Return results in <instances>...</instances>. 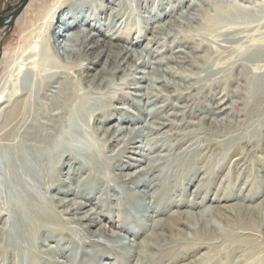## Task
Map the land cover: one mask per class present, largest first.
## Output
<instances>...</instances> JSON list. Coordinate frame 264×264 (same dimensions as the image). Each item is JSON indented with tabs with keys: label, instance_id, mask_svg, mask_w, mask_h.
<instances>
[{
	"label": "rangeland",
	"instance_id": "1",
	"mask_svg": "<svg viewBox=\"0 0 264 264\" xmlns=\"http://www.w3.org/2000/svg\"><path fill=\"white\" fill-rule=\"evenodd\" d=\"M109 1L112 4L108 5L104 11H98V13L95 3L101 5L104 0H69L60 6V12H57L58 5L53 6V0L48 2L28 0L13 19L12 25L0 28V91L3 89V95L5 96H9L12 92L9 86L10 83L15 82L20 77L19 67L22 64V59L19 58L12 62L8 58V63L3 65L1 63L2 55L6 52L7 56L11 57L14 52H17L25 35L24 26L32 24L31 21L34 23L28 28L27 33L33 34L34 32L45 31L42 28L38 29L41 22L33 20L36 15L39 18L46 16L52 18L50 27H53L57 15L58 18L62 17L70 24L75 20L80 21L79 14H75L74 11H81V7H84L82 12L86 15V22L90 26L84 25L83 28L79 26L80 29L90 30L91 33L96 34V40L104 44L126 46V37V41L134 44L132 48L141 53L146 62L142 66L135 65L131 59L126 60L125 63L122 62L124 67L121 69L132 66L131 69L134 70L137 67L136 71L132 73L134 81L130 82L129 88L125 85L121 86L123 85L122 82L118 81L124 72L120 71L115 74L116 79L110 81L113 84L112 90L108 92L101 91L98 95L94 94L93 97H102V93H106L108 97H115L109 103L111 105H105L106 108L122 109V113H125L128 118L137 121L132 126H125L134 129L133 132L140 133L137 135L134 144H132L139 147L130 149V151L140 152L141 155L128 153L121 158L124 165L135 163V168L125 171L124 174H131L133 171H135V174L140 171L143 173L146 165L150 164L153 167L157 166L153 175L141 174L134 181L122 185L120 180L115 178H119L118 174L121 173L119 168L116 167L113 171H110L111 175H108L109 178L107 177L105 180L117 192L118 199L115 200L114 198L111 203L101 209L102 211H99L100 204L95 203V200L91 201L90 206L86 208V210L91 208L94 214L96 212L103 214L100 221L105 227V232L97 239H89L80 222L71 221L67 227L69 230L65 229L70 238L72 237L77 244L86 241L82 253L79 245L66 243L67 239H64L62 244L58 243L59 246H57L54 239L43 238L37 248L42 251L50 249L52 252L50 251V255H44L46 257L44 259H51L56 264H136L135 254L139 250L137 245L150 235V228L153 226L154 221L167 220L174 212L198 214L208 210V207L222 208L221 210H223L225 207L231 208V206L239 204L250 207L252 212L247 213V218H244V220L242 218L241 222L233 220L228 224L221 222L217 217H212L210 222L216 225V230L222 233V237L210 242L201 241L200 236L194 235L195 231L192 229L194 227L183 224V221L179 224L178 229L188 235V240L185 237L184 239L181 236H176V231H168V235L175 237L177 240L167 246L168 251L172 252L173 258L171 261L168 258L160 259L158 264H264V86H258L257 81L264 78V0ZM20 2L21 0H0L1 17L11 16L10 13L17 10ZM192 2L197 3V9L200 10V13L197 12L202 19L200 23L194 21L184 22L179 18L180 14L195 13L189 8ZM86 4H90L91 8L86 9L85 6H82ZM234 5L247 8L248 11H241L239 14ZM51 7L52 12L48 14L47 12ZM116 9H119L122 17L113 24L108 18L109 13ZM229 14L233 15L230 19L228 16L225 17ZM224 17L227 21L224 20ZM96 18L100 20V25H95L93 19ZM19 19L20 21H18ZM214 20H218L222 25H229L230 20V23H248L252 29L248 33L250 36L249 41L244 39L227 43V38L233 37L230 35L222 36L221 31L216 30L212 24ZM168 21L180 22V24L170 30L165 28V35H156L155 39L149 31L156 26H164ZM110 23L114 25L112 27H119L117 30L120 32L115 33L116 27L110 28ZM201 24L205 28L201 27ZM75 27L72 24L68 27H60L54 33V37L61 41L62 37L59 38V36L68 31L74 32ZM214 34L215 36H213ZM115 36L119 38H113ZM92 44V42L89 43L90 46ZM100 52L101 48L95 47L86 58L90 57L89 60H94V56L97 57ZM105 55H109L108 52ZM105 55L100 54V62L96 65H87L88 68H92L88 71L89 75H96L101 72L106 78H110L107 76V71L112 68V65L106 61ZM60 58L64 60L65 56L62 57L60 54ZM179 58H186V63L177 64L174 60H170H180ZM226 60H229V64ZM80 63L86 64L88 61L84 59ZM150 75H153L154 78L161 77L169 84L166 89L160 86L159 91H151L152 95L157 94V92L160 93L157 95L160 97L158 101H154V98H147L146 100L144 97L136 98L134 96L135 94L142 96V93H144L142 92L143 88L150 84ZM78 78L74 74L77 83ZM88 80L89 78L84 82L81 81L84 90L89 85ZM156 85H159V83ZM140 86H144L140 89V93L133 91L132 88ZM155 87L158 88V86ZM122 95L127 96L122 98ZM23 98L20 97L19 100ZM117 100L120 102H116ZM136 102L140 103L139 107L133 105ZM216 104H220L219 109H228L217 114L215 112L219 110H216ZM7 106L6 103L0 106V131L2 118L5 117L4 108ZM153 113L157 114L154 115ZM36 118H39L38 121L42 122L40 117L36 116ZM212 121H222L224 125L214 127L210 125ZM29 122L32 123L33 121ZM155 123H166L168 125L158 134L151 133L149 135L146 133L144 135V131H148L147 125L157 127ZM91 126L95 128L98 125L92 124ZM164 131L165 134H162ZM208 142L223 143V145L222 148L221 146L213 147ZM3 143L0 141V144ZM224 143L228 146L227 150ZM160 145L168 148L155 149V146ZM196 146L198 148L202 146V148L197 150ZM200 149L201 153L199 152ZM233 149L234 152L231 154ZM194 150H197L198 153ZM111 151H116V148L111 147ZM111 154L107 153V156ZM127 157L141 161L134 162ZM221 161L225 162L222 163ZM178 169L180 170L178 171ZM213 169L214 171H212ZM177 173L179 174L177 178L172 176ZM105 174L108 173L105 171ZM181 175L182 177H180ZM78 176L77 174L67 176L66 170H64L60 178L66 181L67 177H71L72 181L67 186L73 187L78 184ZM207 179L209 180L207 181ZM138 180H143L146 183L152 181L153 183L149 188H141L136 184ZM206 184L208 185L206 186ZM122 190H124V195ZM125 190L132 193L131 197L127 198ZM5 196L0 198L1 209L3 207L5 209V204L8 201V196ZM205 196H207V200L198 205L201 203V199L206 198ZM68 197L70 199L72 195ZM75 200L78 202L86 201L78 198ZM198 201L199 203H197ZM59 216L62 220H68L82 217L83 214L78 216L60 214ZM90 229L95 230L96 226ZM160 232L161 229L158 227L155 233L159 234ZM233 234L238 236H233ZM112 235L114 238H109ZM190 237H193V239L190 240ZM92 240L98 242L106 250L95 246L91 242ZM16 241L20 243L22 240L16 239ZM211 242H216V246L208 247L207 245ZM200 244L203 248L197 249ZM155 255L158 258L157 254H153V256ZM86 257H92V259ZM174 258L177 260L174 261ZM14 259L17 260L18 256L15 255Z\"/></svg>",
	"mask_w": 264,
	"mask_h": 264
},
{
	"label": "bare ground",
	"instance_id": "2",
	"mask_svg": "<svg viewBox=\"0 0 264 264\" xmlns=\"http://www.w3.org/2000/svg\"><path fill=\"white\" fill-rule=\"evenodd\" d=\"M42 1L48 2L49 0ZM67 1L69 0H53V6L58 5V8L56 7L57 12H60V6ZM110 4H112L111 1L104 0L101 5L100 3H95V8L97 9V12L100 10L104 11V9H106ZM82 6H85L86 9L91 8L90 4ZM52 7L47 12L48 14L52 12ZM81 8L82 10H84V7ZM189 8H191V10H193V12L195 13L180 14L179 18L184 22L194 21L200 23L202 19L200 14H197V12L200 11L199 9H197V3L192 2L189 5ZM234 8H237L235 10H237L239 14L241 13V11H248L247 8H242L237 5H234ZM82 10L74 11L76 12L75 14H79L80 21L75 20V22L71 23L72 25L76 26V29H74V32L68 31L61 34V36H59V38L62 37L61 41H58V38L54 37V33L60 27L63 28L70 26L71 24L68 23L67 20L65 21L62 17L58 18L57 15L55 25L53 27H50L52 18H48L47 16L44 18H39L37 15L34 16L33 20L41 22V24L39 23L40 25L38 26V29H45L46 32L41 30L43 32H34L35 34L33 32V34H30V32L27 33L26 31H28V28L34 23L33 21H31L32 24L24 26L23 30L25 31V35L22 41V45L19 46L17 52H14L11 57L7 56L6 52L2 55L1 63L3 65L8 63V58L12 62L21 58L22 64L19 67V70L21 72L20 77L18 78V80L10 83L9 85L12 91L11 94L9 96H5L3 95V89L0 91V106L4 105L5 103L8 105L6 108H4L5 110L3 109L5 117L4 119L2 118L0 131L2 132L0 134V141L4 142L3 144H0V198L2 196L4 197L5 195L8 196V201L5 204V209L4 207L3 209L0 208V222L2 225L0 227V264H23L24 262V264H56V262L51 261V259H44L46 258L44 257V255H50V249L42 251L37 248V245L41 243V239L43 238L54 239L57 243V246H59L58 243L62 244L64 239H67L66 243L70 242V244L72 245H79L81 248L80 251L82 253L84 251V247L86 246V241H82L81 243L77 244V242L73 240L72 237L70 238L69 233H67L65 229H68V224L71 221L80 222L81 227H83L89 239H97V237L101 236L102 233L105 232V227L101 224L100 221L103 214L101 212H96V214H94L91 208H88L87 210L86 208L90 206L91 201L95 200V203L100 204V211L108 203H111L114 198L115 200L118 199L117 192L113 187L109 186L105 180L111 175L110 171H113V169L116 167L119 168L121 173L118 174L119 178H115L119 179L120 183H122L123 185L126 184V182L134 181L141 174L153 175V172L157 168V166L153 167L152 165L148 164L146 165L143 173L140 171L135 174V171H133L131 174H124L125 171L134 169L135 163L124 165L121 158L125 157V154L128 153L136 154L139 156L141 155L140 152L130 151V149H137L139 147L132 144H134L137 135L140 133L133 132L134 129L132 130L130 128H127L128 126H132L137 123V121L128 118L125 113H122V109L106 108L105 105H111L109 103H111L113 101L112 99H115V97H108L106 96V93L101 94L103 98L95 96L93 97L94 94L98 95V93H100L101 91L108 92L109 90H112L113 84H111L112 82L110 81L111 79L112 81L115 80V74L120 71L124 72L122 77L119 78L118 81L122 82L123 85L121 86L125 85L127 86V88H129L130 82L134 81L132 73L136 71L137 67L134 70L131 69L132 66L127 69H121L122 67H124V64L122 62L125 63L126 60L131 59L135 65L142 66L146 64L145 59L143 58L141 53L132 48L134 44H132L130 41H126V37V46H120L118 44H104L96 40V34L91 33L90 30L80 29L81 27L83 28L84 25L90 26L86 22L87 17L82 12ZM226 16H228L229 19L231 18V16L233 17V15L231 14L225 15V17ZM120 17L122 16L119 13V9H116L109 13L108 19L109 21H111V23L113 22L114 24V22ZM11 18L12 15L9 16V18L5 19L3 25H6L7 21L11 20ZM18 21H20V19ZM93 21L95 25L101 24L100 20H97V18L93 19ZM230 22H228L229 25L231 24L230 26L222 25L218 20H214V22L212 23L216 30H219V32L221 31L222 36L230 35L231 37H233L227 38V43H234L237 40H248L250 38L248 33L252 31V29L249 27L248 23L240 24L239 22L236 24ZM111 23L110 28H115L116 26L112 27L114 25ZM178 24H180V22L176 23L168 21L166 22V24H164V26H156L149 32L156 39V35H165V28L170 30L174 27H177ZM79 26L81 27L79 28ZM201 27H204V25L201 24ZM117 28L119 27L115 28V33L120 32L119 30H117ZM118 36H115L113 38H119L120 36ZM213 36H215V34ZM91 42L93 43L92 46L89 45V43ZM95 47L101 48L100 54L102 53L103 55H105L106 52H108L109 54L105 56L106 61L110 62L112 65V68L107 71V76H109L110 78H106L104 75H102L101 72H98L96 75L88 74V71H90L92 68H88L87 65H96V63L100 62L99 53L97 57L94 56V60H89L90 57L86 58V56L90 54ZM197 49L199 50V48ZM60 51L62 52L60 53ZM59 53L62 55V57L65 56L64 60L60 58ZM84 59H87L88 63L81 64V60L83 61ZM170 60H174V62L177 64L186 63V58H181L180 60ZM74 74L79 77L77 80L78 83L74 79ZM128 77L131 78L127 79ZM87 78H89V85L84 90V88H82L81 81L84 82L85 80H87ZM149 81L150 84H148V86L146 85L147 87L143 86V88L140 86L132 88L136 93H140V89L143 88L142 92L144 93H142V96L138 94H135L134 96L136 98L144 97L146 100L147 98H154V101H158L160 97H158L157 95H159L160 93L157 92V94L152 95L151 91H159L160 86L163 87V89H166L169 84L165 82L161 77L154 78L153 75L149 76ZM257 81L258 86H264V78ZM158 83L159 85H156ZM155 86H158V88H156ZM126 96L127 95H122V98H126ZM20 97L24 98L22 100H19ZM116 102L120 101L117 100ZM133 105L139 107L140 103L136 102ZM219 105L220 104L215 105L216 110H219L218 112H215L217 114L220 113V111L228 109H219ZM156 114L157 113H155L154 115ZM36 116L40 117L42 122H39V118L37 119ZM29 121L33 122L30 123ZM92 124H97L98 126L93 128L94 126L92 127ZM155 124L157 125V127H151L147 125L148 131H144V135H146V133H148L149 135L151 133L158 134L168 125L166 123ZM125 125L128 126L126 127ZM210 125L214 127L218 125L220 127L224 125V123L222 121H212ZM162 134H165V131ZM202 142L204 143L205 141ZM106 144H108V146H106ZM210 144L213 147L221 146V148L223 145V143L216 142L209 143V145ZM193 145H195V143ZM111 147H115L116 151H111ZM163 147V145L155 146V149H162ZM165 147L164 149L168 148ZM227 147L228 146H226V150ZM108 148L109 150H107ZM199 148H202V146ZM199 148L197 150H199ZM234 149L231 151V154L234 152ZM197 150L194 151L197 152ZM159 152H161V150H159ZM199 152H202L201 149ZM107 153L112 154L110 156H107ZM127 158L134 162L141 161L132 157ZM64 170H66L67 176L76 174L79 175L77 185L68 187L67 184L71 183L72 178L67 177L66 181L63 178H60V175ZM179 170L180 169H178V171ZM105 171L108 174H105ZM212 171H214V169ZM178 175L179 174L177 173L172 176H175L177 178ZM180 177H182V175ZM170 178L172 177L170 176ZM208 180L209 179H207V181ZM136 182L137 186H140L141 188H149L151 187V183H153L152 181H148L146 183L143 180H138ZM154 182L156 181L154 180ZM207 185L208 184H206V186ZM123 191L124 190H122V193L124 195ZM125 191V194H127V198L131 197L132 193H129L128 190ZM69 195H72V198L69 199ZM205 197L206 198L202 197L203 199H201V203H199V201L197 202L199 203L198 205L203 204V202L207 200V196ZM77 198L86 201L78 202L75 200ZM221 209L222 208L208 207V210L200 212L198 214H192L190 212H174L170 217H168L167 220L154 221L153 226L150 228V235L147 236L143 240V242L137 245L139 250L138 252H136L137 255L135 254L137 262L136 264H158V260L164 258H168V260L171 261L173 258V254L171 251H168L167 246H169L171 243L176 242L177 240L175 239V237L169 236L167 232L176 231V236L187 238L188 235L178 229V226L182 221L183 224H186L187 226L191 225L194 227L192 228L195 231L194 235L200 236L201 241L210 242L217 239L218 237H222V233L216 230V225L210 222V219L212 217H217L221 222L228 224L233 220L235 222L236 220L241 222L242 218L243 220L244 218H247V213L252 212L250 207H245L239 204L231 206V208L225 207L223 208V210ZM60 214L72 216L83 214V216L68 220H62L59 216ZM205 216H207L208 218ZM95 226V230L90 229L91 227ZM158 227L159 229H161V232L159 234L155 233V231L158 230ZM233 236L238 235L233 234ZM109 238L113 239L114 237L112 235L109 236ZM16 239H20L22 241L19 243L16 241ZM189 239L192 240L193 237H190ZM91 242L95 246H99L102 250H106V248L99 245L98 242L93 240ZM216 244V242H211L207 246L214 247L216 246ZM200 248H203L202 244L197 246V249ZM153 254H157L158 258H156V255L153 256ZM15 255L18 256L17 260L14 259ZM86 258L92 259V257ZM173 260L175 261L177 259L174 258Z\"/></svg>",
	"mask_w": 264,
	"mask_h": 264
},
{
	"label": "water",
	"instance_id": "3",
	"mask_svg": "<svg viewBox=\"0 0 264 264\" xmlns=\"http://www.w3.org/2000/svg\"><path fill=\"white\" fill-rule=\"evenodd\" d=\"M28 2V0H21L20 4L17 6V10H15V12L13 13H10L12 14V18L11 20H8L7 21V24L6 25H3L4 24V20L9 18L8 16L7 17H1L2 16V13H0V28L4 27V26H8L10 27L12 25V21L13 19L16 17V15L20 12V10L24 7V5Z\"/></svg>",
	"mask_w": 264,
	"mask_h": 264
}]
</instances>
